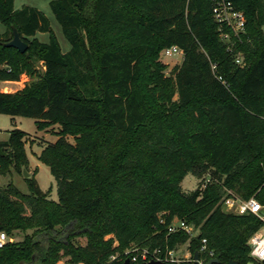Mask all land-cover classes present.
I'll return each mask as SVG.
<instances>
[{
	"label": "trees",
	"instance_id": "trees-1",
	"mask_svg": "<svg viewBox=\"0 0 264 264\" xmlns=\"http://www.w3.org/2000/svg\"><path fill=\"white\" fill-rule=\"evenodd\" d=\"M228 1L245 18L230 49L212 0H51L70 45L62 53L41 11L0 0V82L32 78L0 92V114L34 119L38 131L58 127L36 157L57 200L34 177L26 194L0 187V231L23 235L0 249V264H121L140 254L125 255L131 248L185 244L186 233L167 235L175 219L198 232L191 253L205 238L219 263L250 261L247 242L261 223L221 200L264 206V0ZM12 28L24 53L3 46ZM171 46L182 60L165 74L157 58ZM28 138L14 128L0 142L1 176L24 172ZM187 175L199 181L190 192L180 186Z\"/></svg>",
	"mask_w": 264,
	"mask_h": 264
},
{
	"label": "built area",
	"instance_id": "built-area-1",
	"mask_svg": "<svg viewBox=\"0 0 264 264\" xmlns=\"http://www.w3.org/2000/svg\"><path fill=\"white\" fill-rule=\"evenodd\" d=\"M212 18L217 24L219 37L227 48H231L232 41L239 38L245 32V18L242 12L237 11L228 0H212ZM165 57H173L175 55L182 56V50L177 46L165 48L162 51ZM235 63L240 65L242 59L239 54L235 55ZM209 180L206 179V183ZM222 206L226 212L236 215L253 214L261 223V227L253 233L247 242L249 247V264H264V206L254 198L246 201L239 200L235 197H225L221 200ZM184 232L189 236L185 244L178 245L174 249H154L152 251L144 250L139 255L134 256L130 262L133 264H145L149 261H159L165 264H206L214 257V252L207 247L205 238L200 239L199 248L195 252L198 259L194 260L193 255L189 250L190 239L196 237L198 232L190 225H187L183 220L175 219L167 227V235ZM17 242L13 235H8L4 231H0V249L6 245ZM186 249L184 254L180 251ZM179 253V254H178ZM221 264V263H218Z\"/></svg>",
	"mask_w": 264,
	"mask_h": 264
},
{
	"label": "rangeland",
	"instance_id": "rangeland-1",
	"mask_svg": "<svg viewBox=\"0 0 264 264\" xmlns=\"http://www.w3.org/2000/svg\"><path fill=\"white\" fill-rule=\"evenodd\" d=\"M51 0H14L13 7L15 10L20 9L23 6H28L32 8H36L41 11L49 20L50 27L59 43L60 49L62 53L67 52L70 49L69 43L65 40L62 35L61 28L59 24L56 22L50 7L49 2ZM6 31V27L0 22V34ZM264 31V27H263ZM37 39L42 43L48 42V34L39 33ZM182 60L181 55H175L173 57H165L162 51L159 53V57L157 58V62L165 65V74H168L169 71L175 66L178 65ZM40 71H43V68L40 63L37 64ZM32 81V78L21 75L19 81L17 83H12L15 85H9L4 82H0V90L3 85H7L9 87L7 90L8 93H13L19 89H21L24 85L29 84ZM6 93V92H5ZM35 120L31 118H23V117H10L8 115L0 114V142H6L8 140V132L12 129L16 128L28 135V139H26V144L24 145L25 154L28 160V165L25 169H23L28 176L25 177L23 172H17L11 170L8 175H0V187L6 185L11 182L20 192L26 194L28 193V188L25 182V179L34 177L35 181L42 192H50L49 198L52 201L57 200L56 193V182L52 175L50 174L49 168L39 162L37 160V156L40 154L42 147L40 144L46 143H54L57 137L54 135L58 131L57 126H52L46 130L38 131L35 126ZM69 143H73V139L70 137L66 138ZM35 170H37L36 175H34ZM198 179L191 175L185 176L180 183L181 189L185 192H190L196 189L198 185ZM223 208V207H222ZM13 238L17 241H21L23 238L22 234H13ZM78 243L84 245L86 243L85 237H80L77 239ZM132 251H138L137 253H141L144 250H140L138 248H131L124 251V254L127 255ZM186 249L180 251V254H184ZM179 254V253H178ZM59 264H66L65 259L59 261Z\"/></svg>",
	"mask_w": 264,
	"mask_h": 264
},
{
	"label": "water",
	"instance_id": "water-1",
	"mask_svg": "<svg viewBox=\"0 0 264 264\" xmlns=\"http://www.w3.org/2000/svg\"><path fill=\"white\" fill-rule=\"evenodd\" d=\"M12 31V39L10 41H8L7 43H4L3 46L7 47V48H14L17 51H19L20 53H24L27 49V45L20 39L19 34L17 32V30L15 28L11 29ZM24 176L27 177L28 174L24 171L23 172ZM194 260L198 259V255L197 253H195L193 255ZM219 261L217 259H212L210 261H208L206 264H218ZM121 264H133L130 262L129 259H125ZM145 264H165L159 261H149ZM192 264H197L196 262L192 263ZM228 264H238L237 262H229ZM249 264V263H247Z\"/></svg>",
	"mask_w": 264,
	"mask_h": 264
},
{
	"label": "crops",
	"instance_id": "crops-1",
	"mask_svg": "<svg viewBox=\"0 0 264 264\" xmlns=\"http://www.w3.org/2000/svg\"><path fill=\"white\" fill-rule=\"evenodd\" d=\"M3 34V33H2ZM39 33H37L36 35H35V38L37 39V35H38ZM38 40V39H37ZM39 41V40H38ZM4 83H7V84H9V85H15V84H12V83H17V82H4ZM4 87H2V89L0 90V92H6V93H8V89H9V87H6L7 85H3Z\"/></svg>",
	"mask_w": 264,
	"mask_h": 264
}]
</instances>
